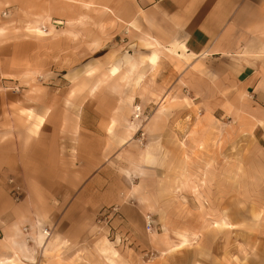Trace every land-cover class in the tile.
I'll return each instance as SVG.
<instances>
[{
  "label": "rangeland",
  "instance_id": "1",
  "mask_svg": "<svg viewBox=\"0 0 264 264\" xmlns=\"http://www.w3.org/2000/svg\"><path fill=\"white\" fill-rule=\"evenodd\" d=\"M116 1L0 0V70L35 71L67 107L89 105L93 132L108 136L96 172L123 197L79 239L52 240L53 252L54 229L14 239L6 264H264V130L252 133L260 111L243 98L208 122L202 109L217 95L182 93L178 81L174 92L164 71L132 67L125 55L148 52Z\"/></svg>",
  "mask_w": 264,
  "mask_h": 264
},
{
  "label": "crops",
  "instance_id": "2",
  "mask_svg": "<svg viewBox=\"0 0 264 264\" xmlns=\"http://www.w3.org/2000/svg\"><path fill=\"white\" fill-rule=\"evenodd\" d=\"M115 7L132 29L133 44L148 52L125 55L132 67L143 60L156 74L164 71L174 92L217 95L202 109L208 122L232 114L245 98L247 109L260 111L252 133L264 130V0H117ZM113 67L112 74L120 72ZM42 77L27 69L0 70V264L15 263L7 260L14 239L44 238L45 229H54L53 252L52 240L92 231L96 215L123 198L104 172H96L100 162L94 159L101 161L108 136L93 132L85 117L89 105L72 110ZM222 94L231 97L221 100Z\"/></svg>",
  "mask_w": 264,
  "mask_h": 264
},
{
  "label": "built area",
  "instance_id": "3",
  "mask_svg": "<svg viewBox=\"0 0 264 264\" xmlns=\"http://www.w3.org/2000/svg\"><path fill=\"white\" fill-rule=\"evenodd\" d=\"M20 191H21L20 187L19 186H16L15 187V190H14V195H15V199L16 200H19L20 199ZM147 225L149 227H152V220H150V217H148ZM45 232H47V231H45Z\"/></svg>",
  "mask_w": 264,
  "mask_h": 264
},
{
  "label": "bare ground",
  "instance_id": "4",
  "mask_svg": "<svg viewBox=\"0 0 264 264\" xmlns=\"http://www.w3.org/2000/svg\"><path fill=\"white\" fill-rule=\"evenodd\" d=\"M137 117H139V114L137 115Z\"/></svg>",
  "mask_w": 264,
  "mask_h": 264
}]
</instances>
